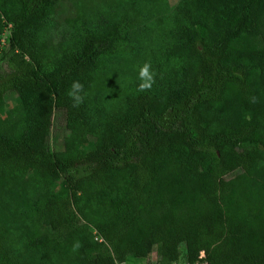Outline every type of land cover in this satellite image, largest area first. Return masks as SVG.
I'll list each match as a JSON object with an SVG mask.
<instances>
[{
  "label": "trees",
  "instance_id": "obj_1",
  "mask_svg": "<svg viewBox=\"0 0 264 264\" xmlns=\"http://www.w3.org/2000/svg\"><path fill=\"white\" fill-rule=\"evenodd\" d=\"M16 2L0 53V264H121L154 248L156 264H174L181 245L186 264H264V0H131L151 16L171 9L179 63L163 97L130 96L103 121L68 91L79 80L85 94L117 27L44 71L37 33L54 2ZM56 108L79 140L60 153Z\"/></svg>",
  "mask_w": 264,
  "mask_h": 264
},
{
  "label": "rangeland",
  "instance_id": "obj_2",
  "mask_svg": "<svg viewBox=\"0 0 264 264\" xmlns=\"http://www.w3.org/2000/svg\"><path fill=\"white\" fill-rule=\"evenodd\" d=\"M52 1L54 8L49 10L46 21L37 33V64L44 71H51L76 53L85 34L104 33L108 31L107 27L112 26L118 29L114 51L96 61V70L90 75L89 88L85 90L86 110L95 120L103 121L109 115H120L125 110V99L130 96L146 93L163 97L166 94L167 82L175 79V69L179 63L178 57L172 53V40L168 39L169 31L176 25L174 15L169 13L172 12L170 8L175 7L179 0H168L170 8L165 10L166 17L134 10L131 0H123L121 9L115 8L118 0ZM16 4V0H0V23L5 25L0 36V53L7 52L11 27L6 23L3 13L14 11ZM165 18L169 19L165 21ZM159 19L163 23H159ZM18 55L19 52L11 53L9 58L14 59ZM146 63L150 64L149 73L154 74L155 83L150 89L141 91L140 70ZM15 103V98L10 96L9 105ZM67 124L63 110L56 108L48 138L53 153H60L79 143ZM92 148L93 138L87 145L79 146L80 150L86 152ZM61 184L62 180H58L54 181L53 186L58 189ZM37 219L39 227L45 229L47 226L43 212H37ZM63 234V237L66 236ZM180 252L176 264H186L183 245ZM157 261L158 249L154 248L148 258L131 259L129 264H156Z\"/></svg>",
  "mask_w": 264,
  "mask_h": 264
},
{
  "label": "clouds",
  "instance_id": "obj_3",
  "mask_svg": "<svg viewBox=\"0 0 264 264\" xmlns=\"http://www.w3.org/2000/svg\"><path fill=\"white\" fill-rule=\"evenodd\" d=\"M150 64L146 63L140 70L139 89L141 91L150 89L152 84L155 83L154 74L149 73ZM84 86L79 80L73 81L70 90L68 91L69 98L73 101V107H79L84 102ZM79 245L77 244L76 247Z\"/></svg>",
  "mask_w": 264,
  "mask_h": 264
},
{
  "label": "built area",
  "instance_id": "obj_4",
  "mask_svg": "<svg viewBox=\"0 0 264 264\" xmlns=\"http://www.w3.org/2000/svg\"><path fill=\"white\" fill-rule=\"evenodd\" d=\"M199 258H200V259L204 258V253H203V252L200 253ZM121 264H129V261H125V262H123V263H121ZM174 264H176V263H174ZM202 264H207V263H202Z\"/></svg>",
  "mask_w": 264,
  "mask_h": 264
}]
</instances>
